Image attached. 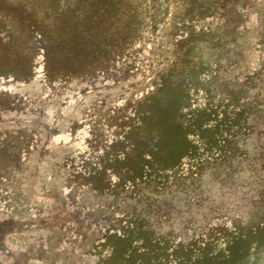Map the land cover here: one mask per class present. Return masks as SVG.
<instances>
[{"label": "rangeland", "instance_id": "rangeland-1", "mask_svg": "<svg viewBox=\"0 0 264 264\" xmlns=\"http://www.w3.org/2000/svg\"><path fill=\"white\" fill-rule=\"evenodd\" d=\"M128 221L264 264V0H0V264H107Z\"/></svg>", "mask_w": 264, "mask_h": 264}, {"label": "trees", "instance_id": "trees-1", "mask_svg": "<svg viewBox=\"0 0 264 264\" xmlns=\"http://www.w3.org/2000/svg\"><path fill=\"white\" fill-rule=\"evenodd\" d=\"M206 115V114H205ZM204 115V116H205ZM208 120V119H207ZM207 120H197L193 119L188 126L184 128V138L188 140L189 136H201L204 137V133L208 131L207 128ZM213 120V119H211ZM209 121V120H208ZM216 121V120H215ZM221 126V123H214L211 126V129L217 128ZM205 145V141H203ZM182 154L180 157H183ZM149 159V160H148ZM147 160H153L152 157H149ZM179 160H171V162H164L156 164L153 167L150 163H148L149 168L146 171V189L151 193L158 192L161 188L165 186L167 181L171 178L174 174V168L179 164ZM150 167L152 168L150 170ZM154 168V169H153ZM160 174V175H159ZM134 225L132 221L126 222V224L117 228V233L114 236L119 237L120 240L126 241V249L122 252V254H117V249L113 248L112 253L109 255L108 258L105 259V263L107 264H195L199 261L200 258L206 257L205 251L195 250L193 251L191 248L190 243L182 244L179 243L176 245L177 250L172 249L168 246H160V244H151L148 242V239L143 240V243L139 248H136L133 245V233L134 230L131 227ZM145 223L137 224L138 227H145ZM134 227V226H133ZM142 238V237H141ZM143 239V238H142ZM172 251H169L171 250ZM170 252V253H169ZM200 255L195 258V255ZM114 258H118L121 260V263L112 262Z\"/></svg>", "mask_w": 264, "mask_h": 264}]
</instances>
